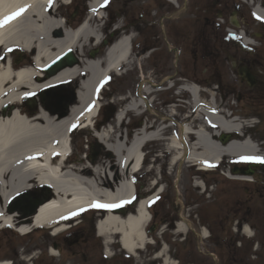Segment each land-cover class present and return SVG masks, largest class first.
Wrapping results in <instances>:
<instances>
[{"label": "rangeland", "instance_id": "1", "mask_svg": "<svg viewBox=\"0 0 264 264\" xmlns=\"http://www.w3.org/2000/svg\"><path fill=\"white\" fill-rule=\"evenodd\" d=\"M199 1L195 0L197 6H199ZM205 1L209 4L214 0ZM89 2L90 0H72L70 6L60 5L57 12H51V14L66 23L77 9V20L69 24L68 27L66 26L67 30H71L86 21ZM108 3L106 7L101 8L103 20L99 21L94 17L89 22L91 28L97 29L99 34L109 20L110 7ZM246 7L249 10V6L246 5ZM216 21L211 19V25L203 30L204 34L209 35L203 45H207L208 40L215 36L229 38L225 33L223 21L219 22L222 23L224 30L223 27H218ZM52 34L54 37H58L61 35V30H56ZM92 49L91 42L87 46L84 45L81 50L86 56L93 51ZM17 52L13 53L16 58H18L17 55L22 54L19 49ZM30 55L32 54L30 53ZM83 57H78V61ZM25 58V61H30L29 56H25ZM23 59L24 57H21L18 61ZM174 65H169V73L172 78L164 82V79L159 76L155 86L150 84L152 75L146 74L143 70H138L133 83L126 80L122 84L115 75H111L102 90L100 101L102 111L96 119L98 126L94 129V132L100 134L106 133L108 128L111 129L112 137L108 141L113 146H117L119 143L130 146L129 144L141 130L150 134L162 129L159 138H152L143 147V152L147 155L144 167L141 172L133 176L138 191L137 195L151 196L157 189L162 188V193L166 192L168 200L175 199V196L179 199L172 205L173 208L168 206L163 195L150 203L149 208L153 221L149 226L154 229L151 237L155 240V247L147 248L146 251L149 253L141 254L139 262H141L140 264H160L159 261L153 262L152 257L161 246L165 245L170 260L175 264L188 262L190 264H264V163L225 157V168L223 167L225 175L228 174V171L237 178L246 176L252 179L251 182L246 183L226 178L218 171L199 173L182 162L170 167L169 162L172 155L166 153L167 138L172 135L179 137L180 126L184 123L192 132L201 127L205 137L217 131L216 127L209 125L207 120L213 116L209 104H214V102L218 112L222 111L223 113V111L231 110L233 116L237 115L238 118L244 119L253 118L256 124L258 121L259 124L255 125L253 129H247L246 133H249L251 139L256 141L260 150L264 152V110L254 106L245 97L247 87L237 81L235 71H232L228 64L220 65L218 68V66H210V62L204 60L192 72H190V68H182V61L177 69L174 68ZM142 72L143 81L138 78ZM175 74L176 76L173 77ZM191 84L207 89V92L202 91L199 95V99L202 101V105L196 108L200 112L199 118L192 107V99L188 90L182 89L185 85ZM75 85L76 81L70 85L63 84L45 89L41 93L33 95L31 101L29 100L30 104L34 101L31 108L24 104L22 107L34 112L35 108L41 106L52 115L64 117L68 108L74 105ZM145 88L148 89L147 93L142 91ZM138 99L141 102H137ZM127 107L129 110L125 111L124 109ZM119 114L124 116V119L117 125L115 118ZM175 120L177 123L179 122L178 125ZM220 135L216 136L214 141L221 143ZM72 137L73 156L69 163H78L80 164L78 167L84 163V166L90 168V172L85 174L86 177L93 176L98 170L100 176L103 177L104 172L110 171L113 174L110 188L123 178L122 175H119V167L115 163L114 156L106 150L98 138L93 136L92 131L75 130ZM231 137L236 138V135H231ZM193 141L194 138L191 135H187L184 139L187 147H190ZM227 142L226 140L221 144ZM102 161L103 165H98ZM195 182H201L209 188L204 195L199 193L200 188L196 187ZM38 195L40 196L42 193L39 192ZM33 196L35 197L36 194ZM187 208L190 209L186 210ZM245 209L249 213L255 210V213L247 217L244 215ZM93 212L90 210L82 214V223L71 230L70 233L75 234L69 235V239H63L66 237L63 235L54 241L64 250L61 252L59 248L60 260L57 258L50 261H53L54 264H96L102 261L100 248L97 245L93 246L94 242L87 246L83 240L89 235L86 231L90 229ZM182 218L190 220L191 226L187 225L190 223L184 222ZM176 223L186 224L187 233H177ZM242 225H247L252 229V233L254 232L251 240L241 234ZM203 228L209 235L208 239L200 237V231ZM27 242L28 245L34 244L38 247V244H43L44 240L34 236L24 241V243ZM66 242H70V245ZM227 251L229 254L233 252V260H231L233 262H224Z\"/></svg>", "mask_w": 264, "mask_h": 264}, {"label": "bare ground", "instance_id": "2", "mask_svg": "<svg viewBox=\"0 0 264 264\" xmlns=\"http://www.w3.org/2000/svg\"><path fill=\"white\" fill-rule=\"evenodd\" d=\"M57 1L52 0L51 4ZM167 1L173 4L175 2V0ZM90 2L86 21L79 30L72 32L66 29V23L63 24V20L52 16L48 9L49 0H0V51L6 53L12 49H20L22 52L31 53L34 63L30 68H23L22 63L10 60L9 55L6 59L1 58L0 225L10 222L9 214L4 212V208L10 205L12 199L25 194L29 184L36 181L49 186L56 193L57 198L56 201L38 206L36 214L31 217L35 227L47 228L73 218L76 216L73 213L79 214V210L92 207L96 202L126 205L130 209L136 208L133 216L129 212L124 215L116 212L107 214L101 218L97 227L98 235L103 239L107 257H111L108 248L113 239L118 240L122 251L136 257L138 250L143 249L147 243H152L143 235L144 227L151 220L146 209L162 188H159L149 200L139 203L137 201L130 206L135 199L134 191L137 188L130 183V177L133 178L140 168L139 164L143 156L140 148L152 138H159L162 129L150 134L141 130L129 144L130 146H124L121 143L117 146L110 144L108 140L111 139L113 131L109 128L104 134L97 133L96 136L101 144L114 156L115 163L119 167V175L123 177L115 184V188H110L113 179L110 171L102 174L104 178L100 176L99 170L93 176L86 177L85 174L90 172V168L84 166V163L78 167L80 165L78 163L70 164L68 160L64 162L71 148L68 144L71 133L78 128L91 127L98 115L101 107L98 95L101 94L105 80L110 75L118 73L120 65L128 64L129 39L125 37L108 48L102 61L89 58L82 60L80 67L77 65L65 67L50 79L45 78L43 74L45 67L66 51H72L75 48L81 50L84 45L87 46L93 41L95 44L99 43V33L97 29L91 28L89 22L94 17L103 20L101 5L104 4V0ZM253 7L255 15L260 20H264V11L259 10L256 2ZM21 9L24 11L20 12ZM15 13L20 14L14 16ZM9 17L13 18L8 19ZM56 30H61V35L58 37L52 34ZM78 78L80 81L76 100L63 118L50 114L41 106L35 108L34 113L18 107L22 97L37 95L45 89L73 82ZM182 89L188 90L192 107L199 118L200 112L196 109L202 105L199 99V88L191 84L185 85ZM142 91L147 93L148 89L145 88ZM137 102L141 101L138 99ZM209 106L213 116L207 119L208 124L215 126L217 131L205 137L201 127L200 130L191 132L186 123L182 124L179 137L172 135L167 139L166 152L172 155L170 167L181 162L202 166L205 162L216 163L221 157L226 156L232 159L260 157L255 143L249 138L228 141L226 144L214 141V138L220 134L231 135L240 130V124L236 119L227 120L226 117L223 119L214 104L211 103ZM124 110L128 111L129 107ZM121 118L119 114L115 118V124L118 125ZM189 133H192L194 141L190 147H187L184 139ZM98 165L102 166L103 161ZM228 177L242 182L249 180L246 176L237 178L229 174ZM195 185L203 186L201 182H195ZM65 196L68 201H65ZM25 220L22 219V221ZM175 228L177 233L182 234L187 233L188 230L183 223H177ZM61 229L64 227L54 233H58ZM25 231V228H21L18 232L23 234ZM242 233L246 237H251V231L247 226L242 228ZM200 237H207L205 229L202 230ZM167 251L165 245L161 246L152 260L160 261V264H175L168 258ZM49 254L54 255V251L49 249Z\"/></svg>", "mask_w": 264, "mask_h": 264}, {"label": "flooded vegetation", "instance_id": "3", "mask_svg": "<svg viewBox=\"0 0 264 264\" xmlns=\"http://www.w3.org/2000/svg\"><path fill=\"white\" fill-rule=\"evenodd\" d=\"M252 1L257 3L260 11H264V0ZM212 2L208 4L205 0H200L197 6L195 0H175L176 5L173 6L165 0H110L109 23L112 31L108 35L103 31L102 39L109 44L111 41L119 42L125 37L129 38L128 65L119 66V81L122 84L126 80L133 83L138 70H143L146 74L152 75L151 84L154 86L160 77L165 80L172 77L169 73V65L176 63L174 68L177 69L181 61L182 68H190V72L204 60L209 61L210 66L214 65L218 68L220 65L228 64L231 70L235 71L237 81L247 87H245V97L254 106L264 110V20L255 17L251 10L238 1ZM233 15L244 38L240 40L235 37L215 36L208 40L207 45H203L209 37L208 34L203 33V30L211 25L210 20L221 19L225 28H231ZM77 17L78 12L73 22ZM104 47L105 45L101 43L93 48L96 57L104 54ZM244 68L247 69L251 79L250 84L238 76V70ZM143 72L141 77L138 76L140 80L144 76ZM162 197L171 208L179 199L175 196V199L168 200L166 192ZM36 198L31 195L25 196L20 201H11L10 205L5 207L7 213L12 215V219L9 223L0 225V262L54 264V260L57 258L60 260L59 248L61 252L64 248L54 242L57 238H53L49 230L35 231L31 224V217L37 204ZM253 213L255 210L249 213L245 209L244 215L248 217ZM22 219L26 220L22 221ZM93 222L86 231L89 235L83 240L87 246L94 242L93 246L97 245L100 248L102 261L96 264H139L122 252L117 245L109 248L111 258L105 257L101 242L95 235ZM20 228L26 229V236L17 233ZM34 236H37V239L42 238L43 244H38L36 247L37 245L24 243ZM66 243L70 245V242ZM49 249L54 251V255L49 254ZM55 252L58 254L56 255ZM232 255L233 252L229 254L227 251L224 262H233Z\"/></svg>", "mask_w": 264, "mask_h": 264}, {"label": "water", "instance_id": "4", "mask_svg": "<svg viewBox=\"0 0 264 264\" xmlns=\"http://www.w3.org/2000/svg\"><path fill=\"white\" fill-rule=\"evenodd\" d=\"M237 26V24H235ZM75 60L71 52H66L65 54L61 55L60 58L55 60L51 63L48 67L45 68V72L47 74V77H52L53 75L57 74L58 72L62 71L65 67H72L75 64ZM239 76L245 77L248 79V76H246L245 72L239 71ZM228 139L227 136H221L220 141L225 142Z\"/></svg>", "mask_w": 264, "mask_h": 264}, {"label": "snow or ice", "instance_id": "5", "mask_svg": "<svg viewBox=\"0 0 264 264\" xmlns=\"http://www.w3.org/2000/svg\"><path fill=\"white\" fill-rule=\"evenodd\" d=\"M52 0H49V4H51ZM108 3V0H104V4L101 5V7H106ZM24 9H21L20 12H23ZM20 13H15L14 16H18ZM13 17H9L8 19H11ZM6 22V21H5ZM244 160H250L258 163H264V158L260 157H244L242 158ZM120 204H99V203H93L92 207L94 208H102V209H112V208H117L120 207ZM73 215H78V213H73Z\"/></svg>", "mask_w": 264, "mask_h": 264}]
</instances>
